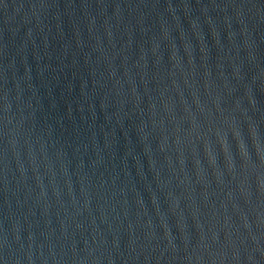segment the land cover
<instances>
[{
    "label": "water",
    "instance_id": "water-1",
    "mask_svg": "<svg viewBox=\"0 0 264 264\" xmlns=\"http://www.w3.org/2000/svg\"><path fill=\"white\" fill-rule=\"evenodd\" d=\"M0 264H264V0H0Z\"/></svg>",
    "mask_w": 264,
    "mask_h": 264
}]
</instances>
